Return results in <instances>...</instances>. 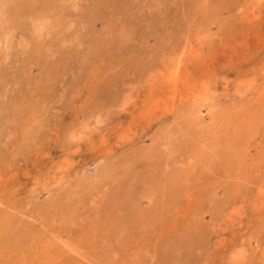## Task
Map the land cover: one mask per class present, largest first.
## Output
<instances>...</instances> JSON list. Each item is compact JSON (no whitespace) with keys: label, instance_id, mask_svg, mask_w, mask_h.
Instances as JSON below:
<instances>
[{"label":"rangeland","instance_id":"374dc122","mask_svg":"<svg viewBox=\"0 0 264 264\" xmlns=\"http://www.w3.org/2000/svg\"><path fill=\"white\" fill-rule=\"evenodd\" d=\"M0 264H264V0H0Z\"/></svg>","mask_w":264,"mask_h":264}]
</instances>
